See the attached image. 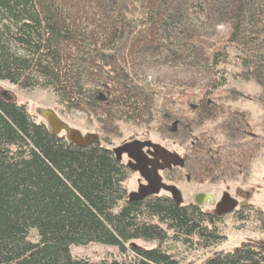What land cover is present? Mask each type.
Returning a JSON list of instances; mask_svg holds the SVG:
<instances>
[{
  "label": "trees",
  "instance_id": "trees-1",
  "mask_svg": "<svg viewBox=\"0 0 264 264\" xmlns=\"http://www.w3.org/2000/svg\"><path fill=\"white\" fill-rule=\"evenodd\" d=\"M96 1L98 12L93 2L77 12L67 0H0V81L47 89L68 110L87 107L109 123L119 112L128 121L139 120L147 95L131 93L136 90L125 71L129 50L134 45L143 50L157 28L181 26L168 19L160 4L147 7L146 0H120L114 1V9L107 0ZM230 1L245 13L248 0ZM111 11L115 13L110 15ZM99 12L103 19L97 17ZM257 23L246 31L239 29L249 24L234 23L231 40L248 46L259 33ZM251 31L254 37L249 36ZM238 51L236 60L240 55L247 58L248 52ZM172 52L171 47L165 48L169 56ZM82 53L89 57L84 59ZM213 61L222 68V57L217 55ZM232 66L236 71L242 67L245 75L255 71L254 80L264 87V63ZM85 74L91 76V85L88 81L85 85ZM113 79L119 84L112 87V96L99 100L100 87L110 94ZM217 101L215 97L201 101L192 123L216 118L223 111ZM235 119L229 113L226 128L229 122L236 124ZM238 125L236 135L226 131L195 135L192 150L184 153V167L173 171H191L197 159L192 155L204 150L206 158L200 157L199 163L203 182L220 183L230 171L238 176L250 140L241 137ZM173 171L164 172L169 182L176 180ZM129 173L100 138L86 147L70 144L65 135L51 134L45 122H36L25 105L0 94V264H180L168 251L169 242H198L207 248L222 240L218 232L222 219L200 206H178L167 194L130 201L124 185ZM177 177L179 182L182 177ZM247 211L249 207L240 210V217ZM31 232H36L37 241H31ZM137 240L155 247L143 248L133 243ZM92 243L131 252L132 258L95 263L72 255L71 246ZM203 264H264V244L245 243Z\"/></svg>",
  "mask_w": 264,
  "mask_h": 264
},
{
  "label": "rangeland",
  "instance_id": "rangeland-1",
  "mask_svg": "<svg viewBox=\"0 0 264 264\" xmlns=\"http://www.w3.org/2000/svg\"><path fill=\"white\" fill-rule=\"evenodd\" d=\"M67 1L70 8L77 12L90 7V3L93 2L92 7L95 5L94 11L98 12L96 0ZM107 1L117 9L114 1L120 0ZM146 4L147 7L160 4L158 7L167 11L168 19L174 24H179L181 29L164 26L158 31L157 28L152 31V37L143 50L138 45L132 46L129 50V66L125 71L128 77L133 78L136 90L131 93L138 96V93L143 91L147 95L145 99L147 104L143 106L144 110L139 120L128 121L119 112L115 122L109 123L103 121L104 116L92 112L87 107H84V110H68L58 96L47 89H26L5 81H0V94L25 105L38 123H46L38 114V110L52 109L70 127L80 130L83 134L98 135L101 144L110 149L134 139H149L164 145L170 151L175 150L179 154H184L185 151L192 150L195 135H200L204 131L212 135L224 131L236 135L235 127L239 123L241 137L250 140L247 142L248 157L240 165L238 176L230 171L227 178L220 183H201L204 175L199 165L200 157H206L204 150H200L192 155L197 159L191 166V171L181 172V176L182 174L184 176L179 182H176L179 179L176 177L175 184L182 192L184 204L192 202L190 197L192 192L213 190L217 192L219 198L221 191L224 190H229L232 195L237 188L252 191L250 211L245 212L242 218L237 210L221 217L218 232L222 240L217 244L206 248L198 242L191 245L171 241L167 247L180 264H203L216 254L232 252L245 243L264 244V87L258 80H254L255 71L245 75L241 73L242 67H238L236 71L232 66L243 63L254 66L264 63V0H248L244 7L245 13L237 11L230 0H146ZM251 9L254 10L253 13L249 12ZM114 11H111L110 15L114 14ZM97 17L103 19L100 12ZM238 21L249 24L248 27H241L239 31L249 30L252 28L250 24L258 22L259 33L248 46L241 45L238 39L236 42L231 40L234 23ZM145 24L143 22L142 26ZM254 35L252 31L249 33L250 37ZM189 44H193L194 47ZM166 47L173 49L171 56L165 53ZM239 49L249 53L246 54V59L240 55V60H236ZM81 55L84 59L89 57V54ZM217 55L223 58L222 68L213 61ZM78 58L81 59V56ZM243 67L246 68L245 65ZM107 74L111 77L109 73ZM263 75L264 70L261 76ZM84 76L85 85L87 86V81L88 85H91L93 82L91 76L88 74ZM219 79L225 84L222 85ZM116 81L117 79H113L109 86L110 94L107 89L105 92L100 87L99 100L101 95L106 100L112 96V87L119 84ZM212 97L218 100L223 111L213 120L194 125L191 120L194 109L201 101H207ZM229 113L237 119L236 124L229 122L226 128L225 119ZM175 121L179 122V128L177 133H172V123ZM60 135L66 134L62 132ZM255 155L257 158L253 160L252 157ZM123 160L126 161V156ZM186 176H190L189 179ZM139 178V174L132 171L129 173L124 183L128 192L137 190ZM163 193L162 191L161 194ZM30 239L33 242L38 240L36 232H31ZM133 243L143 248L155 247V243L142 240ZM70 249L74 257L86 258L95 263L114 260L121 262L132 258L131 252L123 254L116 247L96 243L85 246L73 245Z\"/></svg>",
  "mask_w": 264,
  "mask_h": 264
},
{
  "label": "water",
  "instance_id": "water-1",
  "mask_svg": "<svg viewBox=\"0 0 264 264\" xmlns=\"http://www.w3.org/2000/svg\"><path fill=\"white\" fill-rule=\"evenodd\" d=\"M101 99H103V97H101ZM38 114L45 119L51 134L60 135L62 132H65V137L70 144L78 147H86L92 143L99 142L98 135L94 133L83 134L80 130L70 127L60 119L52 109L40 108ZM176 124L177 122L175 121L171 128L172 131L175 130ZM147 145L152 147L154 151L151 153L154 156V159L151 161H149L141 151V148ZM113 152L118 160H122L124 154L127 155L130 159L128 163L130 170L132 172H138L140 177L145 181V183L139 185L136 191H132L128 194V199L130 201L143 200L150 195H158L161 191H165L170 194L178 206L184 204L181 190L173 184L165 183L160 174L161 171L170 169L172 166H184V159L180 157L179 154L168 151L162 145L151 141L126 142L114 148ZM242 191L245 192L247 200L252 198V191L243 189ZM215 194L214 191L196 192L192 193L190 197L194 205L200 207L208 205L213 207L209 213L218 218L232 213L239 206H246L245 202H241L232 197L227 190L221 193L220 199L218 200Z\"/></svg>",
  "mask_w": 264,
  "mask_h": 264
},
{
  "label": "flooded vegetation",
  "instance_id": "flooded-vegetation-1",
  "mask_svg": "<svg viewBox=\"0 0 264 264\" xmlns=\"http://www.w3.org/2000/svg\"><path fill=\"white\" fill-rule=\"evenodd\" d=\"M101 97H103V99H104V96H100V98ZM174 123V122H173ZM173 123H172V125H173ZM179 126V122L177 121V124H176V127H175V130L174 131H172L171 130V132L172 133H175V132H177L178 131V127ZM132 141H139V142H146V141H151V140H149V139H145V140H140V139H134V140H131V141H129V142H132ZM151 142H153V141H151ZM124 143H126V142H124ZM123 143V144H124ZM153 143H156V142H153ZM139 144H141V143H139ZM159 144V143H158ZM122 145V144H121ZM120 145V146H121ZM161 145V144H160ZM164 148H166L164 145H162ZM114 149V148H113ZM112 149V150H113ZM167 149V148H166ZM168 151H170L169 149H167ZM141 151L143 152V154L148 158V160L149 161H151V160H153L154 158V156L151 154L152 152H154L153 151V148L152 147H149V145H147V146H144L143 148H141ZM171 152H174V153H177V154H179L177 151H175V150H171ZM180 155V157H182L183 159H184V165H185V161H186V158H185V156H184V154H179ZM124 156H126V161H124L123 160V157ZM123 157H122V160H119V161H121V162H123L124 164H125V166L130 170V168L128 167V163H129V161H130V159L127 157V155H123ZM184 167V166H183ZM183 167H178V166H172V168H170V169H172V171H173V169L174 168H179V169H181V168H183ZM170 169H166V170H163V171H161L160 172V174H161V176H162V178H163V181L165 182V183H167V184H173V185H175V186H177L176 184H175V182H169L168 180H166V178H165V176H164V172L165 171H167V170H170ZM131 171V170H130ZM133 173H137V174H139L138 172H133ZM173 175H175V177H177V176H180V177H182L183 178V174H182V176H181V172L180 171H173ZM189 177L190 176H186V178H188L189 179ZM142 183H145V181H144V179H142L141 177L138 179V187H139V185L140 184H142ZM201 183H204L203 181L201 182ZM138 187H137V189H138ZM209 191H213V190H208V191H200V192H209ZM132 192V191H131ZM162 192V191H161ZM161 192L158 194V195H155V196H160V195H163V194H167V195H169L170 196V194H168L167 192H165V191H163L164 193L163 194H161ZM216 194V199L218 200V199H220V197L218 198L217 197V192L216 191H214ZM223 191H221V193H222ZM228 192L230 193V191L228 190ZM130 192H128V194H129ZM192 193H196V192H192ZM191 193V194H192ZM190 194V195H191ZM231 194V193H230ZM151 196V195H150ZM221 196V195H220ZM231 196L232 197H234V198H236L237 200H239V201H241V202H245L246 203V206H243V207H241V206H239V207H237L235 210H234V212L237 210V211H240L241 209H244V208H248V207H250V200H247L246 199V194H245V192H243L242 191V189L241 188H237V189H235V191H234V195H232L231 194ZM171 197V196H170ZM188 204H193V202H191V203H188ZM203 210H206L207 212H209L210 210H212V208L213 207H211V206H208V205H204L203 207H201Z\"/></svg>",
  "mask_w": 264,
  "mask_h": 264
}]
</instances>
